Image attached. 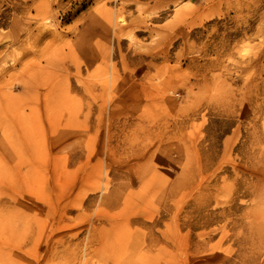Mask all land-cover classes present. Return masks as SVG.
Returning <instances> with one entry per match:
<instances>
[{"label": "rangeland", "instance_id": "rangeland-1", "mask_svg": "<svg viewBox=\"0 0 264 264\" xmlns=\"http://www.w3.org/2000/svg\"><path fill=\"white\" fill-rule=\"evenodd\" d=\"M0 264H264V0H0Z\"/></svg>", "mask_w": 264, "mask_h": 264}]
</instances>
